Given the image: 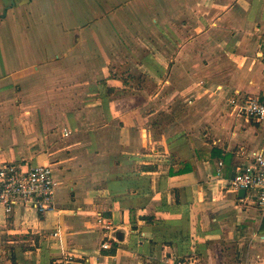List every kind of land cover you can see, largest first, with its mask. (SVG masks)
I'll use <instances>...</instances> for the list:
<instances>
[{
    "label": "crops",
    "instance_id": "crops-1",
    "mask_svg": "<svg viewBox=\"0 0 264 264\" xmlns=\"http://www.w3.org/2000/svg\"><path fill=\"white\" fill-rule=\"evenodd\" d=\"M263 34L264 0H0V164L57 183L46 216L0 205V264H51L57 230L86 264H264L227 186L264 150L230 103L264 94Z\"/></svg>",
    "mask_w": 264,
    "mask_h": 264
},
{
    "label": "built area",
    "instance_id": "built-area-1",
    "mask_svg": "<svg viewBox=\"0 0 264 264\" xmlns=\"http://www.w3.org/2000/svg\"><path fill=\"white\" fill-rule=\"evenodd\" d=\"M263 50L260 59L264 64V34L262 36ZM231 105L235 108L237 116L247 121H264V94L259 97H243L232 99ZM70 132L65 131L64 136ZM241 155L247 158L246 163L236 166L232 179L227 181L229 189L238 194L245 191L243 201H248L264 214V150L257 153ZM220 165H222L220 163ZM221 176L219 170L218 177ZM56 180L53 169L46 165L29 166L23 162L13 161L0 164V205L5 214L10 216L17 207L32 210L38 215L46 216L57 211L55 204ZM98 223L103 229L109 230L105 219L99 215ZM52 237L59 244L60 256L51 264H86L83 257L76 256L64 246L60 230ZM107 240L101 245L104 250L111 249ZM174 264H192L186 259L175 260Z\"/></svg>",
    "mask_w": 264,
    "mask_h": 264
},
{
    "label": "rangeland",
    "instance_id": "rangeland-1",
    "mask_svg": "<svg viewBox=\"0 0 264 264\" xmlns=\"http://www.w3.org/2000/svg\"><path fill=\"white\" fill-rule=\"evenodd\" d=\"M45 6H46V5H45ZM46 7L49 8V11H50V9H55V8H53L50 4H48ZM46 7H44V8H46ZM50 15H52V14H49V19L51 18Z\"/></svg>",
    "mask_w": 264,
    "mask_h": 264
},
{
    "label": "water",
    "instance_id": "water-1",
    "mask_svg": "<svg viewBox=\"0 0 264 264\" xmlns=\"http://www.w3.org/2000/svg\"><path fill=\"white\" fill-rule=\"evenodd\" d=\"M240 195H241V196H245V191H244V190L241 191V192H240Z\"/></svg>",
    "mask_w": 264,
    "mask_h": 264
},
{
    "label": "trees",
    "instance_id": "trees-1",
    "mask_svg": "<svg viewBox=\"0 0 264 264\" xmlns=\"http://www.w3.org/2000/svg\"><path fill=\"white\" fill-rule=\"evenodd\" d=\"M112 249V248H111Z\"/></svg>",
    "mask_w": 264,
    "mask_h": 264
}]
</instances>
